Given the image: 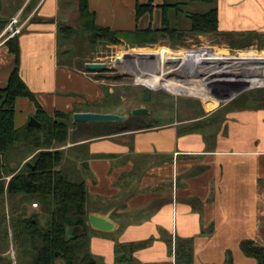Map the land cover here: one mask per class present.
Returning <instances> with one entry per match:
<instances>
[{"label": "crops", "instance_id": "obj_1", "mask_svg": "<svg viewBox=\"0 0 264 264\" xmlns=\"http://www.w3.org/2000/svg\"><path fill=\"white\" fill-rule=\"evenodd\" d=\"M87 1L99 27L131 33L156 21L161 28L160 9L136 20L139 0ZM215 6L220 37L264 38V0H216ZM60 15V0H0L5 22L0 34L11 18L19 17V74L47 115L105 114L94 110L103 99L94 73L60 61ZM142 19L148 21L146 28L138 27ZM255 39L249 43L257 45ZM7 41L0 39V88L15 62ZM232 99L221 106L206 104L210 111L193 120L190 131L174 122L94 137L90 131L97 123L70 125L68 136L80 130V137L62 150L66 157L83 146L78 169L83 163L89 174L84 181L90 213H111L117 225L111 233H89V253L99 264H115V244L149 240L133 252L137 263L174 264L177 239L192 240L193 264H222L227 251L234 264H256L243 255L240 243L251 240L264 247V109L240 107ZM35 113L32 101L17 98L15 127H26ZM2 256H12L16 264L15 252Z\"/></svg>", "mask_w": 264, "mask_h": 264}, {"label": "trees", "instance_id": "obj_2", "mask_svg": "<svg viewBox=\"0 0 264 264\" xmlns=\"http://www.w3.org/2000/svg\"><path fill=\"white\" fill-rule=\"evenodd\" d=\"M66 1L60 0L62 5L70 3ZM157 1L160 3L158 4ZM215 1L147 0L143 3L138 1L135 7L136 20L151 15L155 9H160L161 28L136 29L131 33L115 32L97 26L94 14L89 10L88 1L74 0V3L81 29L87 33L91 46L98 43L113 46L131 43L130 45L134 46L154 44L162 36L167 37L174 44H180L187 37L219 35ZM193 3H202L211 8L203 13L195 12L188 9ZM181 20L190 24L188 30L180 29L174 24ZM4 25L5 22L0 19V31ZM66 32L67 35H78V30L60 23V42L66 39ZM128 39H132L131 42H126ZM232 39L238 40L235 43L241 47H246L247 45L244 44L249 40L251 42L254 37L249 35L243 39L233 37ZM240 40L245 43L239 42ZM6 44L15 62L7 85L0 88V264H11L8 256H2L9 246L14 249L16 264H56L58 261L61 264H99L89 253L88 248L89 233L93 230L87 224V216L91 210L85 181H73L67 173L59 169L65 158L63 150H48L54 142L57 145H65L70 125L79 126V124H72L73 113L55 112L53 116H49L41 109L35 95L20 77L16 37L9 39ZM65 54L71 55V52H63L60 56L63 57ZM130 54H135L134 50L119 55ZM258 56L253 53H243L238 59L251 61ZM237 83L236 93L243 88L253 87L244 82ZM20 97L27 98L35 104L36 113L33 119L40 124V129L15 127V101ZM263 102L264 90H260L241 96L235 103L240 104V107L264 109ZM143 117L147 118L141 116V119H144ZM153 127L155 126L133 127L130 126L129 121L102 123L93 124L90 134L94 137L109 136L129 131L130 128ZM27 146L29 152L37 151V153L30 162L21 167L19 164L11 167L8 159L12 152ZM82 147L75 151L79 153ZM82 167L86 169L83 163ZM32 204H36L37 207L40 205V211L30 209L29 206ZM42 218L45 219L44 222L41 221ZM70 226L81 228V235L74 240L65 239V229ZM150 241L115 244V264H139L133 258V252ZM240 250L244 256L254 259L256 264H264V247L256 246L251 240H245L240 243ZM174 264H193L191 239H177ZM222 264H234L230 251L226 252Z\"/></svg>", "mask_w": 264, "mask_h": 264}, {"label": "rangeland", "instance_id": "obj_3", "mask_svg": "<svg viewBox=\"0 0 264 264\" xmlns=\"http://www.w3.org/2000/svg\"><path fill=\"white\" fill-rule=\"evenodd\" d=\"M10 1L13 2V0ZM66 2L70 3L61 4L60 17L63 20V24L78 30V35H67L66 32V39L59 41L61 53L71 52V55L60 56V61L68 64L71 68L81 71H88L87 65L90 63H102L105 65L104 71L92 72L94 75L91 76L101 82L103 95L102 101L100 104L98 103L94 110L128 116L127 121L133 127L161 126L179 122L183 123L181 125L182 129H188L193 125L191 123L193 120L204 116L210 111L206 104L213 103L221 106L230 97L231 99L233 97L230 102H236L241 96L264 90V38H254L257 45L249 43V40L247 41L248 43L244 44V46L247 45L246 47L236 44L238 40L231 39L227 41L226 38L219 35L187 37L180 44L176 43L177 45L172 43L167 37L162 36L151 45L133 46L128 43L121 46H113L106 43H98L95 46H91L87 39V33L81 29L74 0H67ZM139 2H145V0H139ZM210 8L211 6L202 3H193L188 9L203 13ZM156 14L158 15L157 12ZM147 24L148 21L146 22V19H142L138 23V27L143 28L145 26L146 28ZM174 24L183 30L190 28V24L184 20ZM158 26L159 23L153 21L151 27L155 29ZM131 40L128 39L126 42H131ZM252 40L251 42H253ZM229 42H232V44L229 45ZM239 42L245 43L243 40ZM233 45L236 49H234ZM129 50H134L135 54L128 56L119 55ZM243 53H253L259 56L251 61L227 58L239 57ZM208 55L222 56L223 58H218L216 61L222 63V66L204 71H195L189 68L181 70L178 66L179 63L188 60L193 61V58L195 61L199 56L205 58L202 61H211L210 58H207ZM224 65H226L225 70H223ZM237 82H244L253 87H259L243 88L244 90L242 89L239 94H236L238 90ZM226 89H228L227 96L222 93ZM146 94L150 95L148 101L143 100ZM84 108L87 109V106ZM137 108H146L149 110V114L132 115V110ZM222 111L224 110L221 109L219 113L222 114ZM141 116H147V118L143 117L144 119H141ZM215 119L217 120V117ZM79 131L75 130V133L70 131L67 141L70 142L79 138ZM65 145H57L54 142L48 150L62 151ZM72 151L68 152L66 157L64 156L65 158L59 169L67 173L71 180L76 182L89 178V174L85 173L82 168L78 169V156L73 154ZM36 153L37 151L29 152L28 146L23 147L21 150L12 152L8 163L11 167H16L18 164L21 167L25 163L30 162ZM29 207L36 211H40L41 208L40 205L37 208H33L32 205ZM44 220V218L41 219L42 222ZM256 246L261 245L256 244ZM8 250L14 257L12 246H9ZM11 258L9 257V261L14 264ZM56 264L61 263L58 261Z\"/></svg>", "mask_w": 264, "mask_h": 264}, {"label": "water", "instance_id": "obj_4", "mask_svg": "<svg viewBox=\"0 0 264 264\" xmlns=\"http://www.w3.org/2000/svg\"><path fill=\"white\" fill-rule=\"evenodd\" d=\"M201 65H204L201 63ZM88 71L90 72H98L104 71L105 65L102 63H90L87 65ZM179 67L183 68H194L199 67V63H190L183 62L179 63ZM150 99V95L146 94L143 97L144 101H148ZM132 115H148L149 110L146 108H137L132 110ZM72 119L75 123H124L128 120V116H121L118 114L111 113H74ZM26 129H40V124L33 118H30L29 122L26 125ZM111 213H106L105 215H100L97 213H89L87 216V224L93 231L101 232V233H111L115 231L117 225L110 219ZM81 235V228L77 226L66 227L65 229V239L66 240H74Z\"/></svg>", "mask_w": 264, "mask_h": 264}, {"label": "built area", "instance_id": "obj_5", "mask_svg": "<svg viewBox=\"0 0 264 264\" xmlns=\"http://www.w3.org/2000/svg\"><path fill=\"white\" fill-rule=\"evenodd\" d=\"M22 27H23V23H21V21H20L18 16H15V17L11 18V20L8 22V24L5 26V28L1 32L0 39H2V42H5V41H7L9 39H12V38L16 37L17 35H19L21 33ZM190 57H192V56H190ZM239 57H240V55H239ZM239 57H227V58H239ZM207 58H210L211 62H213V61H217L218 58H223V57L222 56L221 57H217V56H213V55H208ZM202 59H205V58L199 56V58L195 59V61H194V58H193V61L188 60L186 62H190V63H199V62H201V63H203L201 61ZM203 64H205V63H203ZM190 68H192V67H190ZM223 68H224L223 70H225L226 69V65H224ZM227 68H229V67H227ZM255 87H259V86H255ZM227 90L228 89H226L225 91H222V93L225 94V96H227L226 95L227 94ZM32 207L33 208H37V205L36 204H32Z\"/></svg>", "mask_w": 264, "mask_h": 264}, {"label": "bare ground", "instance_id": "obj_6", "mask_svg": "<svg viewBox=\"0 0 264 264\" xmlns=\"http://www.w3.org/2000/svg\"><path fill=\"white\" fill-rule=\"evenodd\" d=\"M203 63H205L204 65H201V62H199L200 66L199 67H194V68H189V69H193L195 71H204V70H208V69H214V68H219L222 66V63L216 62V61H202ZM181 68V70H184L185 68L183 67H179Z\"/></svg>", "mask_w": 264, "mask_h": 264}]
</instances>
